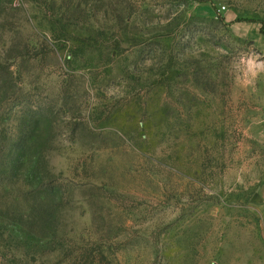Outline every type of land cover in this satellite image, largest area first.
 <instances>
[{
    "label": "rangeland",
    "instance_id": "374dc122",
    "mask_svg": "<svg viewBox=\"0 0 264 264\" xmlns=\"http://www.w3.org/2000/svg\"><path fill=\"white\" fill-rule=\"evenodd\" d=\"M264 0H0V264H264Z\"/></svg>",
    "mask_w": 264,
    "mask_h": 264
},
{
    "label": "crops",
    "instance_id": "0c3cea01",
    "mask_svg": "<svg viewBox=\"0 0 264 264\" xmlns=\"http://www.w3.org/2000/svg\"><path fill=\"white\" fill-rule=\"evenodd\" d=\"M258 196L260 197V201L263 203L264 207V181H262L258 186Z\"/></svg>",
    "mask_w": 264,
    "mask_h": 264
}]
</instances>
